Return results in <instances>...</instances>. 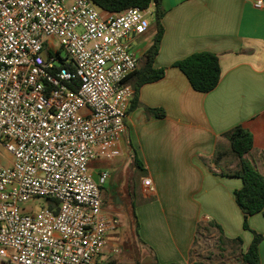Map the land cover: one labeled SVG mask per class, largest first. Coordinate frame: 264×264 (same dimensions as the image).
Masks as SVG:
<instances>
[{"label":"built area","instance_id":"obj_1","mask_svg":"<svg viewBox=\"0 0 264 264\" xmlns=\"http://www.w3.org/2000/svg\"><path fill=\"white\" fill-rule=\"evenodd\" d=\"M153 13V3L108 13L93 0H0V264H100L120 220L102 208L110 173L89 164L123 153L131 40ZM39 197L40 211L20 208Z\"/></svg>","mask_w":264,"mask_h":264},{"label":"crops","instance_id":"obj_2","mask_svg":"<svg viewBox=\"0 0 264 264\" xmlns=\"http://www.w3.org/2000/svg\"><path fill=\"white\" fill-rule=\"evenodd\" d=\"M254 1L163 0L164 32L154 66L165 67V75L138 89L139 104L125 118L119 156H137L140 166L135 164L143 171L140 192L152 199L138 207L141 254H149L141 264L196 263L193 247L200 222L203 232L221 233L228 242L241 238L236 243L241 256L253 238L250 229L264 234V212L250 215L249 229L243 227L234 199V190L242 185L233 175L239 160L228 139L237 127L251 133L253 145L244 157L264 178V7H254ZM147 32L131 40L138 60L151 44ZM199 51L219 58L220 80L208 92L194 90L172 66ZM149 108L165 114L156 117ZM144 179L151 181L152 190ZM116 235H108L100 264H127L130 255L123 253L124 242ZM259 264H264V240Z\"/></svg>","mask_w":264,"mask_h":264},{"label":"trees","instance_id":"obj_3","mask_svg":"<svg viewBox=\"0 0 264 264\" xmlns=\"http://www.w3.org/2000/svg\"><path fill=\"white\" fill-rule=\"evenodd\" d=\"M94 3L104 12L116 13L129 7L138 6L146 8L150 3L154 4L155 35L149 47L143 52L139 59L137 69L125 78L124 83L129 84L133 89V96L130 100L127 113L135 109L139 102L136 99L138 89L146 83L155 82L165 75V67H155L154 62L158 54L164 28L162 24L166 10L163 7V0H93ZM172 66L179 68L187 77L191 87L199 92H208L216 87L220 80L221 68L218 56L210 51L194 52L186 57L175 61ZM78 82L75 81L74 84ZM148 111L156 117L164 116L162 109L149 108ZM232 152L239 160V170L233 175L239 177L242 185L234 190V199L243 213V227L249 229L248 217L250 215L264 212V178L255 170L244 155L253 145V137L249 131L237 127L228 136ZM135 163L140 164L137 156H133ZM140 166V165H139ZM134 215V214H133ZM117 216V215H116ZM135 218V215L133 216ZM134 221V220H133ZM133 227L138 226L137 220L132 222ZM251 230V229H250ZM253 238L242 253L241 260L235 264H259V244L264 240V234L253 231ZM237 243L240 238L235 239ZM125 243V242H124ZM126 244V243H125ZM122 245L123 253L129 254V247ZM107 264H118L115 260ZM137 264H141L137 262ZM151 264H161L154 260ZM176 264V263H168ZM194 264H202L196 262Z\"/></svg>","mask_w":264,"mask_h":264},{"label":"rangeland","instance_id":"obj_4","mask_svg":"<svg viewBox=\"0 0 264 264\" xmlns=\"http://www.w3.org/2000/svg\"><path fill=\"white\" fill-rule=\"evenodd\" d=\"M148 19L150 21V28L146 37L147 40L151 42L155 35V30L151 28L154 26V15H150ZM55 46L57 47L58 43H55ZM61 54L63 57L65 56L63 50ZM234 159H236L235 156ZM89 165L92 171L101 169L110 173V178L105 180L100 186L102 199L105 194L108 193L110 195L102 201V208L107 213L117 215L120 220L119 226L115 231L117 232L116 236L119 239L121 237L122 242L126 243H122V245L125 244L129 247L130 253L128 255L130 256L127 258V264H136L139 261L147 263L149 261L147 259V257L149 258L147 250L145 253L141 254L145 249H143L139 236L141 217H139L138 207L151 202L152 199L144 198L140 192L143 171L135 164L134 158L130 159L128 155L113 159L97 158L91 161ZM114 195L116 200L119 198L120 202L118 201V206L113 204ZM45 205V199L39 197L20 204V208H29L32 206L35 209V212H38ZM133 214L135 215V218L133 217ZM140 216H142V214ZM136 220L138 226L133 227L132 222L135 223ZM196 227L197 237L193 247V260L195 259V262L202 264H227L241 260V253L238 249L239 245L236 244L237 242H228L223 236H221V233L218 234L217 232L213 234L210 229L203 232V222L197 224ZM250 231L252 232V230ZM219 236H221V238ZM119 239L118 242L116 241V254H119L120 251ZM144 254L145 256L143 257Z\"/></svg>","mask_w":264,"mask_h":264},{"label":"flooded vegetation","instance_id":"obj_5","mask_svg":"<svg viewBox=\"0 0 264 264\" xmlns=\"http://www.w3.org/2000/svg\"><path fill=\"white\" fill-rule=\"evenodd\" d=\"M110 195L107 193V194H105L104 195V197H103V200L105 199V198H107V197H109ZM118 201H119V198L116 200V197H115V195H114V197H113V204H115L116 206H118L117 204H118Z\"/></svg>","mask_w":264,"mask_h":264},{"label":"water","instance_id":"obj_6","mask_svg":"<svg viewBox=\"0 0 264 264\" xmlns=\"http://www.w3.org/2000/svg\"><path fill=\"white\" fill-rule=\"evenodd\" d=\"M120 202V201H119Z\"/></svg>","mask_w":264,"mask_h":264}]
</instances>
